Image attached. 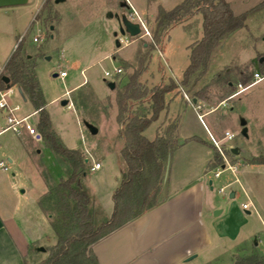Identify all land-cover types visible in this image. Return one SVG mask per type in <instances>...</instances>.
I'll return each instance as SVG.
<instances>
[{"label":"rangeland","instance_id":"374dc122","mask_svg":"<svg viewBox=\"0 0 264 264\" xmlns=\"http://www.w3.org/2000/svg\"><path fill=\"white\" fill-rule=\"evenodd\" d=\"M44 1L27 0L23 5L0 7V68L21 38L28 52L40 50L36 74L52 128L66 147L78 149L88 158L85 184L104 203V189L109 177H98L97 172L89 170V163L96 157L102 162L101 171L109 173L123 163L120 153L123 142L117 136L118 97L124 92L130 76L139 69L138 50L143 46L142 41L150 43L152 40L145 37L115 46L113 31L117 29V23L109 13L129 14L131 10L126 0H62L57 3L50 0L49 13L42 8ZM181 1L128 0L142 18L149 14L155 16L159 8L169 10ZM259 1L228 0L234 13L250 9ZM154 16L147 17L151 36ZM198 17L201 20L199 14ZM185 23L169 28L163 41L150 50L139 74L143 87L150 89L161 81L181 78L189 61V45L201 36V25L197 20L190 22L191 31L186 29ZM34 36L37 41L33 40ZM116 67L122 70L115 77L104 75V71L111 72ZM236 67H247L250 72L264 71V9L248 16L245 25L228 35L212 54L210 69L197 88L209 84L194 103L201 108L195 110L180 92L168 93L167 108L143 134L153 139L157 130L164 135L167 127L174 126L172 135L176 143L168 158L166 187L172 188L204 171V178L212 180L213 189L208 191L207 188V192L224 208L217 219V230L227 235L230 226L239 232L240 239L235 243L222 240L221 249L225 251L238 246L236 257L253 252L264 256V78L252 81L254 83L230 97L240 83L239 75L235 74ZM228 69H231L230 84L225 85L216 76L222 74L224 77L223 73ZM59 71H64L65 76H59ZM53 73L57 75L53 76ZM110 81L114 82L112 89L108 86ZM63 99L67 100L65 105L61 104ZM198 114H202L201 118ZM240 119L245 120L243 126ZM84 121L94 125L97 132L91 133ZM27 122L38 131L35 113L29 114ZM243 127L246 135L242 134ZM225 131L234 135L231 140L223 138ZM209 134L218 142L219 149L212 144ZM17 135L31 156H20L17 164L3 157L7 166L4 172L16 183L17 191L23 190L21 202L31 214L30 219L39 223L35 224L36 231L42 237L37 250L39 247L45 249L56 242V237L46 219L39 220L41 213L37 199L46 189V181L57 182L65 177V172L41 139L26 132L16 134L7 130L0 136V141L6 139L14 143ZM231 146L239 147V153L232 154ZM215 152L218 160H214ZM211 165L221 169L217 177L214 168L208 170ZM12 172H15L14 176ZM165 179L164 173L163 182ZM231 190L236 193L234 197H230ZM166 192L163 184L161 196ZM243 203L248 207L243 208ZM46 254L44 250L32 251L27 260L35 263ZM227 260V252H222L212 264H227Z\"/></svg>","mask_w":264,"mask_h":264},{"label":"trees","instance_id":"16d2710c","mask_svg":"<svg viewBox=\"0 0 264 264\" xmlns=\"http://www.w3.org/2000/svg\"><path fill=\"white\" fill-rule=\"evenodd\" d=\"M49 2L45 0L42 5L48 13ZM261 9H264V0L239 14L233 12L226 0H182L169 10L159 8L151 28L152 41L141 40L143 46L138 50L139 69L130 76L124 92L118 97L117 136L123 142L120 153L125 169L111 195V215L98 219L84 181L88 171L85 156L82 151L63 144L52 128L45 108V99L35 72L40 50L36 48L33 53L28 52L23 38L19 40L0 73V76L5 75L9 79L6 84L0 78V89L7 85L21 89L22 95L38 113L36 128L40 139L57 157L65 172V177L57 182L46 181V189L37 199V207L47 214L56 242L44 249L47 253L45 258L30 263L28 257H24L22 264H98L92 250L94 242L165 199L161 192L167 159L176 143L172 135L174 126L167 127L164 135L157 130L153 139L145 137L144 130L167 108L168 93L185 92L196 99L205 91L209 84L197 88L210 69L212 54L228 35L245 25L248 16ZM197 14L201 16L202 34L189 45V61L181 78L178 81L171 78L167 82L161 81L150 89L143 87L139 74L144 69L143 62L149 57L150 50L163 41L169 28ZM230 72L231 69L226 70L224 77L217 74L216 79L229 85ZM235 74L239 75L240 83L244 86L253 81V72L248 71L247 67H236ZM215 159H219L216 152ZM213 167L211 165L209 168ZM29 250L39 252L34 245ZM231 264H264V256L253 252L234 258Z\"/></svg>","mask_w":264,"mask_h":264},{"label":"crops","instance_id":"0c3cea01","mask_svg":"<svg viewBox=\"0 0 264 264\" xmlns=\"http://www.w3.org/2000/svg\"><path fill=\"white\" fill-rule=\"evenodd\" d=\"M153 16L154 14H149V16H144V19L147 21V17ZM192 19L197 20L198 25H201L197 14V16L184 21L187 22L185 27L188 31H191L190 22ZM3 66L0 68V73ZM12 87L14 90L10 100L13 105L17 106L15 114L20 117L35 113L37 120L38 113L33 109L29 100L18 92L19 87ZM19 109H21V113H18ZM5 124V114L3 110H0V136L7 131L4 130ZM17 137L18 139L14 143H9L6 139L0 141V161L6 157L8 162L17 164L21 157L31 156L23 141L18 135ZM36 139H40V137ZM85 159L88 163V158L85 157ZM94 159L92 163H89V170L93 173L97 172V176L100 178L109 177L104 189L106 198L104 203L86 184L91 196V206L98 219L101 216L109 217L111 215L113 210L111 195L120 181L125 165L124 162L119 163L114 172H102L101 160L96 157ZM94 162H100L101 166L97 169H90ZM213 168L216 171L217 168ZM4 171L0 167V264H22L23 258L28 257L31 253L30 246H39L42 236L36 231L35 224L39 223L37 220L30 219L32 218L31 214L21 202L20 192L23 190L17 191L16 183ZM166 171V179L163 184L167 192L162 202L130 219L92 244L98 264H212L214 260H218L222 252H227V264H231L239 254L238 246L234 249L226 248L225 251L221 249L222 240L227 239L235 243L240 238L237 229H232L230 226L227 229L229 232L227 235L217 230L219 223L217 219L224 212V208L215 203L211 193L207 192V188L208 191L213 189L212 180H206L204 171H202L194 178L168 188L166 187ZM40 172L39 169L38 173L40 174ZM12 175L14 176L15 172H12ZM44 190L45 188L41 193ZM231 192H233V196L230 197H234L235 191L231 190L229 193ZM38 212L41 213L39 220L44 218L49 225L47 215L39 208Z\"/></svg>","mask_w":264,"mask_h":264},{"label":"built area","instance_id":"2783aa9c","mask_svg":"<svg viewBox=\"0 0 264 264\" xmlns=\"http://www.w3.org/2000/svg\"><path fill=\"white\" fill-rule=\"evenodd\" d=\"M126 2H127V5L129 6V8L131 10V12L129 14H127V16L132 21L136 22L139 25L140 30H139V33L135 36H129L127 34L121 35L118 33L116 37H117V40L119 42V45H121V43H123L124 45H127L128 43H130L136 39H143L145 37L152 40L150 31H149L148 26H147V21L137 14V12L131 6V4L128 2V0H126ZM128 37L131 39L128 40ZM33 40L37 41V36H34ZM159 54H161V53H159ZM121 70H122L121 67H116L111 72L104 71V75L115 77L117 74H119L121 72ZM58 75L61 77L65 76V72L59 71ZM263 78H264V71L256 70L253 72V81L254 82H256L260 79H263ZM254 82H252V83H254ZM250 84H248V85H250ZM246 86H242L240 83H238L237 84L238 89L233 94H231L230 97L235 96L238 92H240V90L244 89ZM12 92H13L12 86L6 87L4 89H0V110H3V112L5 114V119H6V124H5L4 130H11L16 134L26 132L28 135H31L34 137H36L37 135L39 136V133L36 131L35 127L27 122V118L29 115L19 117L15 114V110H17V106H15L11 103L10 96H11ZM182 98L185 99L186 102L190 103L195 110H198L201 108L199 104H194L196 101L193 102L192 101L193 98L188 96V94H186L185 92H182ZM201 116H202V114H198L199 118H201ZM209 136H210V140H211L212 144L216 148L219 149L218 142L214 139V137L212 135L209 134ZM233 136L234 135L231 132L225 131L223 138H226L227 140H231L233 138ZM100 166H101L100 162H94L91 165L90 169H97ZM0 167L3 170H7V166L5 165V163L3 161H0ZM227 167L232 169L231 166H227ZM220 171H221V169L217 168L216 171L214 172V176H217L220 173ZM219 190H222V189L220 188ZM242 207L247 208L248 204L243 203Z\"/></svg>","mask_w":264,"mask_h":264},{"label":"water","instance_id":"95a60500","mask_svg":"<svg viewBox=\"0 0 264 264\" xmlns=\"http://www.w3.org/2000/svg\"><path fill=\"white\" fill-rule=\"evenodd\" d=\"M62 0H54V2H60ZM27 3V0H0V7H8V6H16V5H23V4H26ZM122 6L125 5V3H122L121 4ZM109 16L110 17H113L117 23V29L115 31H113V35L115 37V46L116 47H119V42L117 40V34H121V35H129V36H135L139 33V25L132 21L128 16H127V13H123V14H118V13H109ZM263 58H260V61H262ZM53 76H56V73H53ZM1 80L4 81L6 84H8V77L5 76V75H1L0 76ZM108 86L112 89L114 87V82L113 81H110L108 83ZM7 87H9L7 85ZM19 93H22L21 92V89L18 88L17 89ZM193 102L196 101L195 98L192 99ZM67 103V100L66 99H63L61 100V104L62 105H65ZM245 124V120L244 119H240V125H244ZM84 125L87 127V129L91 132V133H96L97 132V128L92 125L91 123L89 122H86L84 121ZM245 127L242 128V134L243 135H246L245 133ZM36 138H39V136L37 135ZM230 152L234 155L238 154L239 153V147H234V146H231L230 147ZM86 160V159H85ZM87 161V160H86ZM222 167H224V165H222ZM230 196H233V192L230 193ZM39 250L43 251V247H39L38 248Z\"/></svg>","mask_w":264,"mask_h":264}]
</instances>
